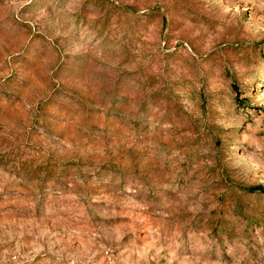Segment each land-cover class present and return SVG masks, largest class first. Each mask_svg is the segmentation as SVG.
Wrapping results in <instances>:
<instances>
[{
  "label": "rangeland",
  "instance_id": "374dc122",
  "mask_svg": "<svg viewBox=\"0 0 264 264\" xmlns=\"http://www.w3.org/2000/svg\"><path fill=\"white\" fill-rule=\"evenodd\" d=\"M0 264H264V0H0Z\"/></svg>",
  "mask_w": 264,
  "mask_h": 264
}]
</instances>
